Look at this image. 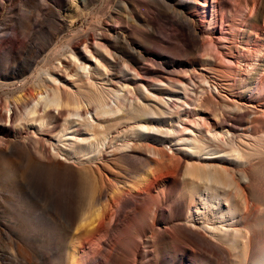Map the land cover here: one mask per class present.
Listing matches in <instances>:
<instances>
[{"label":"bare ground","instance_id":"1","mask_svg":"<svg viewBox=\"0 0 264 264\" xmlns=\"http://www.w3.org/2000/svg\"><path fill=\"white\" fill-rule=\"evenodd\" d=\"M230 1L178 0L193 3L198 22L209 28L197 40V21L177 14L179 20L170 25L171 33L180 38L181 46H197L207 56L218 51L215 42L226 45L234 40V31L247 32L251 25L254 31L249 33L261 38L262 0L244 3L239 12L247 10V18L237 29L228 20L232 18ZM138 2L120 0L132 10ZM141 21L152 26L153 35H165L148 14ZM103 39L91 43L85 39L70 47L65 63L57 65L56 71L63 75L46 72L44 88L0 105V141L13 162L8 167L0 165V195L11 202L4 197L8 189L18 195L16 186L23 182L20 173L35 164L62 171L66 181L77 165L94 167L114 159L129 162L142 151L155 158L156 167L150 160L143 173L125 172L121 180L128 184L105 176L101 198L92 192L88 213L81 218L69 198L56 194L54 184L33 189L35 198L42 201L38 222L52 230L45 239L56 249H67L66 264H264V131L256 129L258 123L264 126V97L260 106L252 100L264 94V61L246 89L253 95L229 99L236 115L219 119L200 110L208 88L199 92L203 98L197 97L200 102L195 103L192 78L165 77L161 71L167 65L158 63H153L155 71L144 73L147 65L135 67L143 61L140 55L116 58L109 50L107 34ZM159 42L164 46L170 40L160 38ZM255 58L259 61L260 57ZM118 66L123 76L110 79V69ZM213 91L222 97L218 89ZM159 183L168 189L157 196L154 190ZM65 185L72 186L70 182ZM79 189L88 192L82 185ZM1 220L0 244L6 241L24 264L42 260L51 264L48 254L35 246L39 227L27 224L15 232ZM55 260L53 264H60Z\"/></svg>","mask_w":264,"mask_h":264},{"label":"rangeland","instance_id":"2","mask_svg":"<svg viewBox=\"0 0 264 264\" xmlns=\"http://www.w3.org/2000/svg\"><path fill=\"white\" fill-rule=\"evenodd\" d=\"M163 1L165 4H160L156 0H139L132 10L131 6L121 5L120 0H0V105L6 99L20 97V94H34L40 86L44 88L41 84H44L46 72L52 73L55 77L63 75L62 71H56L57 65L59 62L65 63L64 57L68 56L70 47L85 39L89 43L93 40L100 42L104 40L103 35L107 34L109 50L116 58H124L130 54L135 57L140 55L143 61L135 63V67L141 69L147 65L148 71H143L147 74L153 72L152 70L155 71L153 63H158L160 66L167 65V70L161 71L164 72L165 77H170L172 74L180 81L193 79L192 89L195 91L193 96L195 103H199L198 99L203 98L199 92L208 88L206 90L208 94L204 96V101L202 100L200 104L202 108L200 110L215 115L219 119H228L231 115L233 117L236 113L233 109L231 111L229 99L244 100L253 95L246 89L249 88L251 79L261 71V63L264 61V48L261 47L264 44V32L261 38L256 39L254 33H249V31H254L252 25L247 28L249 30L247 32L238 34L234 31L232 36L234 40L225 43L226 45L215 42L219 45L218 51L214 50L210 56H207L205 51L198 49L197 46L192 49L181 46L180 38L170 31V25L174 24L173 21L179 20L177 14H188L197 21L198 38L196 39L201 40L209 25L198 22L199 17L195 15L193 3L181 4L177 2L178 0ZM246 2L247 0L245 2L244 0H233L231 3L232 18L228 20L236 24V29L247 18L244 15L247 14V10L243 14L239 12ZM262 2L264 9V0ZM144 14L152 17L153 23L159 24L166 36L163 33L162 36L153 35L152 26L141 21ZM260 23L263 25L262 21ZM166 37L170 43L162 46L159 40ZM258 47L263 49V53H257ZM257 56L260 57L259 61H256ZM24 63L28 66L25 71H21ZM121 76L123 72L119 66L110 69V79L114 80ZM106 78L109 80L108 77ZM24 80L26 84L22 83ZM144 83L150 86L149 80H145ZM97 84L101 86L103 82H97ZM216 89L222 97L216 96L213 91ZM212 96H215V99ZM263 97L264 94L258 95L252 100L260 106ZM169 109L173 111L174 108ZM167 122L170 124L171 121ZM241 124L243 127L247 125L246 121H242ZM173 125H176L174 121ZM256 125L258 132L264 131L263 124ZM111 131V133L115 132V130ZM5 146L4 142L0 141V165L8 167L13 162L9 149L4 150ZM150 160L153 161L151 166L156 167L155 158L142 151H137L134 160L129 162L114 159L110 161L111 163L104 162L94 167L77 165L74 174L66 181L63 180L62 171L55 172L52 167L45 169L41 164H35L25 173H20L19 180L23 179V182L22 187L16 186L18 195L8 189L9 194H5L4 197L11 198V202L0 195V220L3 219L1 221L7 225L9 230L15 232H21L23 226L27 227V224H32L35 228L39 227L41 229L38 234L39 241L35 243V246L40 252L48 254L51 264L54 263L55 258L60 264H66L67 249H56L45 239L47 233L51 234L52 230L47 228H51L49 225L38 222L39 216L43 214L42 201L35 198L33 189L54 184L56 194L66 199L69 198L71 207L78 218H81L88 213L92 192L98 194V199L101 198L105 176L113 179L115 183L128 184L121 180L124 173H132L134 169L143 173L145 170L143 166ZM19 169L24 170L25 168L19 167ZM111 175H116V178H112ZM57 177L58 181L55 179ZM134 180L132 178L131 182ZM68 182L72 186L65 185ZM80 185L84 186L89 195L85 190V194L81 192ZM157 186L154 190L157 196L162 195L168 189V185L165 186L164 183H159ZM0 264H24L16 251L11 249L4 240L0 244ZM38 264L49 263L42 260L38 261Z\"/></svg>","mask_w":264,"mask_h":264}]
</instances>
